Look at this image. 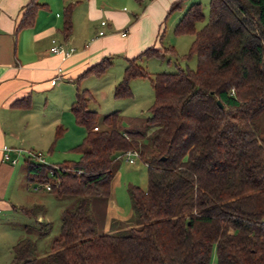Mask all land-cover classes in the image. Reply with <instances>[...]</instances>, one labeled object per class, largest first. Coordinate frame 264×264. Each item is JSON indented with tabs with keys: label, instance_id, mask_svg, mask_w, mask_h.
Here are the masks:
<instances>
[{
	"label": "trees",
	"instance_id": "1",
	"mask_svg": "<svg viewBox=\"0 0 264 264\" xmlns=\"http://www.w3.org/2000/svg\"><path fill=\"white\" fill-rule=\"evenodd\" d=\"M184 1H175L168 15ZM39 5H26L18 29L33 24ZM71 12L69 4L67 36ZM205 17L203 4L193 2L174 28L176 35L194 37L187 57L197 56L195 69L151 74L139 63L175 56L173 46H150L127 59L114 96L130 97L133 79H150L147 142L146 132L120 128V111L98 122L88 107L91 92L78 89L71 110L87 131L76 146L80 159L48 164L30 155L25 161L29 182L51 183V193L78 202L64 209L45 259L36 256L34 241L23 238L10 264H210L214 251L217 264H264V0H210L208 20L198 28ZM112 64L106 56L79 79L101 75ZM63 132L59 126L55 138ZM145 148L148 188H129L142 224L98 233L89 201L111 196L118 154L137 149L143 156ZM46 233L47 223L40 222L38 234Z\"/></svg>",
	"mask_w": 264,
	"mask_h": 264
},
{
	"label": "crops",
	"instance_id": "2",
	"mask_svg": "<svg viewBox=\"0 0 264 264\" xmlns=\"http://www.w3.org/2000/svg\"><path fill=\"white\" fill-rule=\"evenodd\" d=\"M30 1L0 0V245L6 244L11 253L28 228L38 231L39 223L45 222L38 201L30 198L27 206L23 199L30 195L25 163L29 156L25 157L22 147L28 140L26 134L41 140L43 133L57 131L60 123L72 126L76 119L71 105L80 82L89 75L79 77L102 58L122 57L127 65L128 58L150 46L162 49L167 22L175 10L168 12L177 0H36L40 5L33 24L18 29ZM69 4L71 32L67 36L65 9ZM190 4L176 9L180 13L174 27ZM103 20L107 25L102 27ZM102 29L105 35L97 36ZM54 40L74 48L71 56L52 52ZM50 97L62 104V116L54 121L42 119L35 109ZM86 133V129L82 131L83 139ZM22 157L25 167L20 164ZM31 209L36 212H26ZM19 211L28 217L26 221H19Z\"/></svg>",
	"mask_w": 264,
	"mask_h": 264
},
{
	"label": "rangeland",
	"instance_id": "3",
	"mask_svg": "<svg viewBox=\"0 0 264 264\" xmlns=\"http://www.w3.org/2000/svg\"><path fill=\"white\" fill-rule=\"evenodd\" d=\"M210 0H185L186 2H201L205 13V20L198 23V28L203 27L209 17ZM180 13L175 10L167 22V31L162 44L163 47L173 46L176 55L166 54L164 58L151 57L139 60V63L151 73L175 72L179 67L192 68L197 67V56L187 57L194 37L192 35H176L173 22ZM125 60L122 57H114L113 66L108 68L101 75H89L84 78L79 85V89L88 88L92 93V100L89 102V109L98 111V122L101 117L120 110L119 126L123 131L146 132L145 139L148 141V135L152 129L147 130V118L150 115L149 108L154 101V90L149 78H136L131 81L132 95L126 98H116L114 96V87L122 80ZM60 99L49 98L39 103L35 108L43 119L53 121L57 116H62V104ZM48 123V122H47ZM64 128L63 138H55L56 131L52 130L43 133L41 140L32 139L31 134H26L25 157L32 155L33 160L44 159L48 164H58L65 160L77 161L81 154L76 150L82 141L83 126L75 123L69 126L67 122L60 123ZM43 127V125H41ZM261 136L264 137V121L259 122ZM56 130V129H55ZM78 137L80 142H77ZM33 149V150H32ZM150 153L145 148L144 155L136 158L135 164H130L124 154H118L115 161L116 173L112 181V192L110 197H95L89 201V209L97 224L98 233H113L118 231H128L130 227L140 226L142 222L138 220L136 210L133 206L129 188L132 185L148 188V165ZM20 164L25 167L24 157L20 159ZM27 191L30 195L24 196L27 206L30 198L38 201V209L47 223V233L39 235L36 228L30 227L25 232L23 238H30L37 246L36 256L42 260L50 252V245L55 237L59 235L62 228V213L64 209L74 207L78 202V197L73 195L57 196L47 191L43 185L46 183L26 182ZM35 186H42V189L35 190ZM41 208V209H40ZM36 212V210H35ZM19 221H26L28 218L24 213H18ZM28 220V219H27ZM33 220L31 219V223ZM30 222V220H28ZM20 230V229H19ZM19 232V231H18ZM21 238H22V231ZM19 232V233H20ZM20 239V238H19ZM0 245V264H10L13 252L5 246ZM7 260V261H6ZM210 264H217L215 251L212 254Z\"/></svg>",
	"mask_w": 264,
	"mask_h": 264
},
{
	"label": "built area",
	"instance_id": "4",
	"mask_svg": "<svg viewBox=\"0 0 264 264\" xmlns=\"http://www.w3.org/2000/svg\"><path fill=\"white\" fill-rule=\"evenodd\" d=\"M101 25L102 27L103 26H106L107 25V21L106 20H103L101 22ZM123 36H126L127 35V31H122L121 33ZM105 35V30H99L98 31V34L97 36H104ZM74 48H65L63 47L62 45H59L57 43L56 40H54V45L52 46L51 48V51L54 52V53H57V54H60L62 55L64 58H68L71 56V54L74 52ZM56 80L54 79L52 81V83H55ZM124 156L127 157L128 161L130 164H135L136 163V158H140L141 157V153L139 150L137 149H129L127 150L125 153H124ZM41 161L45 162L43 159H40ZM51 174L53 175L54 172H51ZM44 188L47 190V191H50L51 190V183H46L45 185H43ZM35 190H40L42 189V186H35L34 187Z\"/></svg>",
	"mask_w": 264,
	"mask_h": 264
},
{
	"label": "water",
	"instance_id": "5",
	"mask_svg": "<svg viewBox=\"0 0 264 264\" xmlns=\"http://www.w3.org/2000/svg\"><path fill=\"white\" fill-rule=\"evenodd\" d=\"M218 104H219L221 107H223V104H222V102H221L220 100H218Z\"/></svg>",
	"mask_w": 264,
	"mask_h": 264
}]
</instances>
